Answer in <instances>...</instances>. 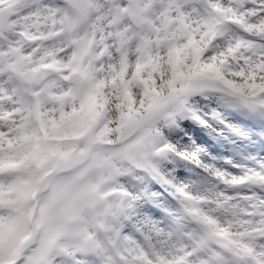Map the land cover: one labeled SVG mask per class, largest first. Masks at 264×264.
Listing matches in <instances>:
<instances>
[{
    "label": "snow or ice",
    "instance_id": "snow-or-ice-1",
    "mask_svg": "<svg viewBox=\"0 0 264 264\" xmlns=\"http://www.w3.org/2000/svg\"><path fill=\"white\" fill-rule=\"evenodd\" d=\"M0 264H264V0H0Z\"/></svg>",
    "mask_w": 264,
    "mask_h": 264
}]
</instances>
